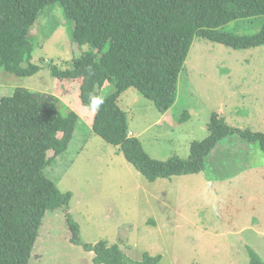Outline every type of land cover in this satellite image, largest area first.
I'll use <instances>...</instances> for the list:
<instances>
[{"label":"rangeland","instance_id":"1","mask_svg":"<svg viewBox=\"0 0 264 264\" xmlns=\"http://www.w3.org/2000/svg\"><path fill=\"white\" fill-rule=\"evenodd\" d=\"M262 24L264 15L219 29L249 34ZM72 31L59 4L44 6L29 31L31 62L42 67L26 77L0 69V97L22 87L52 94L63 113L78 114L67 149L45 173L61 191L72 192L69 212L81 240L117 243L133 260L159 254L158 264H247L248 249L264 261V151L229 135L203 171L148 181L118 147L91 131L94 111L81 104L79 82L51 76L50 64L67 68L86 49L72 40ZM106 83L102 94L114 89ZM118 104L129 133L155 159L186 158L190 143L207 135L215 111L231 126L264 131V44L238 49L195 36L164 117L135 88L125 90ZM45 215L34 246L40 255L30 264H93L92 250L70 242L62 210Z\"/></svg>","mask_w":264,"mask_h":264},{"label":"trees","instance_id":"2","mask_svg":"<svg viewBox=\"0 0 264 264\" xmlns=\"http://www.w3.org/2000/svg\"><path fill=\"white\" fill-rule=\"evenodd\" d=\"M49 3L59 4L63 16L73 22L72 40L86 46L69 67L50 64L51 76L78 81L82 105L90 107V94L104 97L91 131L118 147L148 181L203 171L212 150L229 135L264 151V131L231 126L215 111L207 135L190 143L186 158L155 159L129 133L126 112L118 104L125 90L135 88L159 113H166L176 100L179 75L195 36L238 49L263 45L264 24L249 34L219 28L264 15V0H0V69L26 77L42 67L31 62L29 31ZM106 82L114 89L102 94ZM57 101L52 94L22 87L0 97V264L36 261L40 227L46 212L55 209L62 210L70 242L94 252L93 264H158L159 254L145 252L133 260L117 243L81 240L79 224L69 212L72 192L61 191L45 173L67 149L81 121L74 111L63 113ZM248 256L247 264H264L251 249Z\"/></svg>","mask_w":264,"mask_h":264},{"label":"clouds","instance_id":"3","mask_svg":"<svg viewBox=\"0 0 264 264\" xmlns=\"http://www.w3.org/2000/svg\"><path fill=\"white\" fill-rule=\"evenodd\" d=\"M89 103H90L91 109L94 112H99L101 109V106L104 104V97L103 96H95V95L90 94Z\"/></svg>","mask_w":264,"mask_h":264},{"label":"crops","instance_id":"4","mask_svg":"<svg viewBox=\"0 0 264 264\" xmlns=\"http://www.w3.org/2000/svg\"><path fill=\"white\" fill-rule=\"evenodd\" d=\"M166 115V113H164V114H161V117H164ZM164 124L166 123V122H163Z\"/></svg>","mask_w":264,"mask_h":264}]
</instances>
